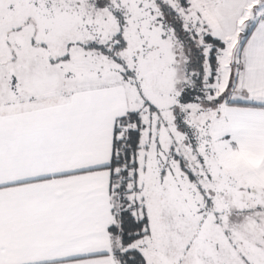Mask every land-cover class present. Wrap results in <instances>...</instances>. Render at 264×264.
Listing matches in <instances>:
<instances>
[{
    "label": "snow or ice",
    "instance_id": "6c2138e0",
    "mask_svg": "<svg viewBox=\"0 0 264 264\" xmlns=\"http://www.w3.org/2000/svg\"><path fill=\"white\" fill-rule=\"evenodd\" d=\"M0 264H264V0H0Z\"/></svg>",
    "mask_w": 264,
    "mask_h": 264
},
{
    "label": "crops",
    "instance_id": "0c3cea01",
    "mask_svg": "<svg viewBox=\"0 0 264 264\" xmlns=\"http://www.w3.org/2000/svg\"><path fill=\"white\" fill-rule=\"evenodd\" d=\"M253 163H254V164H258V163H259V161H254Z\"/></svg>",
    "mask_w": 264,
    "mask_h": 264
}]
</instances>
